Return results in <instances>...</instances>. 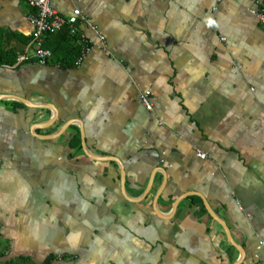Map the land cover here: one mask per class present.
Wrapping results in <instances>:
<instances>
[{
	"label": "crops",
	"instance_id": "0c3cea01",
	"mask_svg": "<svg viewBox=\"0 0 264 264\" xmlns=\"http://www.w3.org/2000/svg\"><path fill=\"white\" fill-rule=\"evenodd\" d=\"M263 6L53 0L90 49L0 64V264H264ZM31 12L0 0L5 57Z\"/></svg>",
	"mask_w": 264,
	"mask_h": 264
},
{
	"label": "built area",
	"instance_id": "2783aa9c",
	"mask_svg": "<svg viewBox=\"0 0 264 264\" xmlns=\"http://www.w3.org/2000/svg\"><path fill=\"white\" fill-rule=\"evenodd\" d=\"M28 5L32 8V12L29 14V20L32 25V42L33 48L20 54L17 57L18 62H30L36 61L41 64H47L53 57V51L46 46V36L62 31L65 27H69L70 33L80 36V39L84 40L83 34H81L77 28L80 20H85V16L82 14L79 8L74 9L70 16H63L53 7V0H26ZM259 19L264 23V6L258 11ZM104 39L103 36H101ZM90 48L87 46L81 51L75 64H79L86 52ZM149 93H143L140 98L143 104L152 109V103ZM197 156L201 158L206 157V153L198 150Z\"/></svg>",
	"mask_w": 264,
	"mask_h": 264
},
{
	"label": "trees",
	"instance_id": "16d2710c",
	"mask_svg": "<svg viewBox=\"0 0 264 264\" xmlns=\"http://www.w3.org/2000/svg\"><path fill=\"white\" fill-rule=\"evenodd\" d=\"M55 34L61 35V37H63L64 42L69 44L71 47L66 50L65 57H61V59L65 60L71 57L70 59L72 60L70 61V63L72 64L75 63L81 53V49L78 46H74V43L79 39L78 35L71 34L69 27H65L62 31L54 33V35ZM46 46L52 48L53 56L58 54V45L56 47L46 44ZM7 55L8 57H5L3 51L0 52V64L2 63L12 64L17 59L13 54L10 55L8 53ZM6 264H19V263L17 261H10L7 262Z\"/></svg>",
	"mask_w": 264,
	"mask_h": 264
}]
</instances>
